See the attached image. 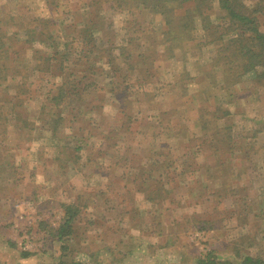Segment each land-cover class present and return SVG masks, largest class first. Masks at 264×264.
Masks as SVG:
<instances>
[{"label":"rangeland","instance_id":"1","mask_svg":"<svg viewBox=\"0 0 264 264\" xmlns=\"http://www.w3.org/2000/svg\"><path fill=\"white\" fill-rule=\"evenodd\" d=\"M243 1L254 6L259 0ZM130 3L0 0V31L6 38L16 36L6 42L9 74L29 82L22 96L14 84L10 89L0 85V103L12 111L10 103L18 101V111H26L38 128L19 123V129L0 133V154L12 160L6 167L4 155L0 159V264H197L211 249L237 264L243 260L235 258L237 253L264 260V85L245 82L238 98L221 85L210 87L200 74L215 50L206 40L201 16L191 24L196 38L189 41L172 23L180 39L169 50L173 40L162 14ZM194 10L193 2L186 1L176 15ZM207 13L224 33L227 10L215 0ZM101 14L103 34H96L101 48L108 40L109 47L132 40L137 55L153 56L155 104L138 101L143 96L134 94L136 88L124 102L115 97L113 81L123 80L130 66L117 48L90 51L84 29ZM260 22L264 26V14ZM44 23L56 42L37 34L31 54L33 33L27 29ZM16 57L24 58L21 69ZM57 96L62 100L55 107ZM204 105L212 111L223 107L218 122L233 126L244 152L227 150L217 159L204 149L196 154L198 145L190 146V138L204 135L197 121ZM42 109L44 120L39 119ZM173 109L171 124L169 115L166 124L157 121L156 115ZM61 110L66 119L58 127L60 137L53 138L50 128ZM14 113L8 115L12 123L18 119ZM227 156L233 166L226 162L222 171L218 159ZM66 161L68 167L62 168ZM207 166L212 170L206 172ZM151 189H159L153 202L147 198ZM63 202L82 210L68 249L52 234L62 222Z\"/></svg>","mask_w":264,"mask_h":264},{"label":"trees","instance_id":"2","mask_svg":"<svg viewBox=\"0 0 264 264\" xmlns=\"http://www.w3.org/2000/svg\"><path fill=\"white\" fill-rule=\"evenodd\" d=\"M117 3L118 6H122L124 3H130L134 4L135 6L142 5L146 7L148 10L162 14V17L164 19V23H167L169 25V31L168 36L171 35V37H168L169 39L173 40V42L170 43L169 50H171V47H174V44L177 42V40L180 39L179 32H175L174 28L179 31H184L185 35L187 37V41L196 38L195 35L192 33V26L191 24L195 21V16H201V22H203L204 27V35H206V40L212 44V47L215 50V55L212 57L211 61L207 65H203V69H201V76H204V81L208 83L210 87H214L217 85H221V88L225 90L226 93H228L230 96L236 94L235 96L238 98L240 95L239 89L245 82H254V85H264V26L261 24L260 19L261 16L264 14V0H259L256 2L254 6L247 5L243 0H218L220 7L227 10L229 15V25L227 30L224 33H220L218 31V24H212V19L210 18L209 11L212 8L213 3L215 0H112ZM186 1H192L194 11L193 12H187V15L184 17H178L176 15V8ZM88 13L92 11V6H88L87 9ZM104 16L101 14L98 20L95 18H91L92 21H88L89 25L87 27V30L84 29V32L88 35V40L91 41V49L90 51L93 53L96 50L106 51L109 48H117L119 49L120 58L125 63H128V66H130V71L127 72L122 76L123 80H120V82L116 83V81H113L111 90L115 93V97L120 98L121 102L125 101V97L129 95L131 88H136L135 95L138 96V94L142 95L143 97H137V100L140 101L141 99L148 102L155 104V97L156 94L153 91L155 88H150L152 85V80L154 77L153 68V56L150 55L151 53L145 52L140 53L137 55V52L139 51L137 48H135L136 44L131 41H127V44H118L117 46L109 47L110 41L108 40L106 46L101 48L98 44V35L96 34H103V28H104ZM173 23V26H172ZM188 23V25H187ZM87 24V23H86ZM84 25V27L86 26ZM17 25V23H16ZM15 25V28L21 29V25ZM30 30L33 34L30 36L29 41L32 43L30 47L32 48L31 54H33L34 50V41H35V35L40 34L42 36H48L49 39H51L52 43H55L56 40L52 39V35H47L46 33V23L43 25L41 24H35L32 29ZM20 31V30H19ZM191 31V32H190ZM100 32V33H99ZM16 34V32H14ZM16 36L13 37H7L6 34L3 33V31H0V85L2 87L8 88L9 84H14V88L17 91V95L21 96L23 94H27L29 91V82L28 81H21L17 77H12L9 74V64H7V60L10 59V54L8 55L7 52L9 51V47L6 45V42L8 39H14ZM105 40L104 37H101ZM39 40L42 42L43 39L39 38ZM59 45V43H58ZM58 45H51L52 47L57 48ZM68 43H65L64 49H67ZM138 50V51H137ZM34 56L39 58L37 55V52L35 50ZM6 57H5V56ZM7 58V59H6ZM19 58V59H17ZM43 58V57H42ZM6 59V61L3 62V60ZM47 59V58H46ZM138 59L136 61V65H134V60ZM16 60L18 63V66L24 67L25 61L22 57H16ZM109 67L111 65V61H107ZM41 65V64H40ZM39 68V67H36ZM40 69V68H39ZM141 69V73L138 72V70ZM152 69V70H151ZM118 71L120 72L121 69L119 68ZM187 74V73H186ZM131 76L133 79H131ZM138 83H132L135 82L137 79ZM142 82V83H140ZM205 82V83H206ZM206 83V84H207ZM157 84V82H156ZM149 85V86H148ZM19 87V89L17 88ZM21 87V90H20ZM10 89V88H8ZM185 89H187V86H185ZM21 91V93H20ZM186 93V90L184 94ZM139 95V96H140ZM20 98V97H19ZM61 97L57 96L55 99V107L58 106L57 104L61 103ZM0 102L2 100L0 99ZM18 104V101L10 103L12 108L10 110L12 111H6L5 109H2L6 107L3 103H0V112L6 113L3 117L0 116V133L4 131H8V127H15V129H19V123L20 125L23 124L24 127L28 126L32 129H38L37 125L34 121H31L29 117L26 114V111L19 112L16 108ZM44 107V106H43ZM152 109L156 110V106L153 105L151 107ZM223 107L218 106L216 110H210L207 106H201L199 107V118L198 123L200 124L201 130L203 131L204 135L201 136H193L190 138L192 140V144L190 146L198 145L196 149V154L199 152L201 153L204 149V151H209L212 153H209V157L213 156L214 158L217 155L223 156L224 151L226 152L228 150V153H233L239 151V149H243L241 146H238L240 143H237L239 136L233 132V126L232 125H226L222 126L218 121L219 118L223 117L218 110H221ZM225 109V108H224ZM13 110L16 112L14 113ZM218 111V113H217ZM226 113H229L227 109L225 110ZM175 112V109H173L172 112L168 111H162L157 117V121L159 123H165L166 124V117L169 115V119L167 123L171 124V115ZM11 113H14L16 115L17 122L12 123L10 117ZM57 113V112H56ZM52 113V114H56ZM169 113V114H168ZM224 112H222L223 114ZM12 114V115H14ZM44 112L43 109L40 113V118L44 120L43 116ZM128 114V112H127ZM129 115V114H128ZM58 117L54 119L55 126H51L50 128V134L53 138L60 137L58 131L60 129L58 128L62 122L66 119V114H63V110H61L60 113L57 115ZM163 116V117H162ZM151 118V116H149ZM131 118L130 116L128 117ZM49 120V118H48ZM132 120V118H131ZM154 122H156L154 119L151 118ZM41 121V120H39ZM46 126V122H45ZM70 129V131L74 130V125L72 127H67ZM167 128V125L166 127ZM14 130V128H13ZM127 131V130H125ZM261 129L259 130V132ZM258 131L256 130V133ZM182 135L186 136V129H181ZM76 135L74 133L73 138L75 139ZM110 138V137H108ZM1 139V137H0ZM61 140V139H59ZM73 140V139H72ZM248 146L254 147L253 144L248 143ZM228 148H225V147ZM70 148V147H67ZM78 148V147H77ZM190 148V147H189ZM80 149V148H78ZM191 149V148H190ZM246 150L243 149L244 152ZM162 152V151H160ZM242 152V153H243ZM164 153V152H162ZM195 154L194 152H192ZM199 153V154H200ZM162 155L161 153H159ZM186 154H189L187 152ZM4 155V161L6 163V167L9 166V164L12 163V160H8V158H5L7 154L3 151V154H0V159ZM244 155V154H243ZM76 158L79 156L78 154L75 155ZM73 156L72 159L75 157ZM195 157V156H194ZM80 158V157H79ZM217 159V157H216ZM219 163L222 166V171H226L227 168L224 166L226 165V162L233 166L231 163L229 156L226 157V161L221 160V158L218 159ZM78 161V160H76ZM8 164V165H7ZM69 163L64 162L63 167H68ZM207 164V163H205ZM204 164V165H205ZM3 165V164H2ZM0 165V172H3V166ZM210 166H207V170H212ZM99 174L101 172H98ZM162 189V186H160ZM149 191V190H148ZM159 196V189H151L148 195L149 201H154ZM93 197V196H92ZM92 197L90 198V203L88 204V208L91 206V204L94 203ZM61 208H63V211L65 212L62 217V222L59 226V228L52 232L57 237V240L61 242V245L64 249H68V246L70 245V241L73 239V234L75 232V223L77 222L80 213L82 212L81 208L79 207V204L77 203H61ZM25 256L29 255V253H24ZM243 258L241 260L240 264H264L263 257L259 256H252V255H240L235 254V258ZM198 263L197 264H237L234 263L233 260L228 259H222L217 251V249H211L206 254L200 255L199 258H197ZM58 264H81L76 262H59Z\"/></svg>","mask_w":264,"mask_h":264}]
</instances>
